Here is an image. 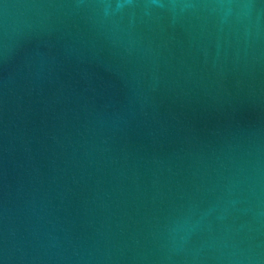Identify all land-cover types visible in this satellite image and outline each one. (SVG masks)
Wrapping results in <instances>:
<instances>
[{"label": "water", "instance_id": "1", "mask_svg": "<svg viewBox=\"0 0 264 264\" xmlns=\"http://www.w3.org/2000/svg\"><path fill=\"white\" fill-rule=\"evenodd\" d=\"M0 264H264V0H0Z\"/></svg>", "mask_w": 264, "mask_h": 264}]
</instances>
